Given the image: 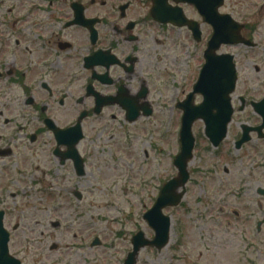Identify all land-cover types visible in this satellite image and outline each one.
<instances>
[{"label": "flooded vegetation", "instance_id": "obj_1", "mask_svg": "<svg viewBox=\"0 0 264 264\" xmlns=\"http://www.w3.org/2000/svg\"><path fill=\"white\" fill-rule=\"evenodd\" d=\"M158 1L0 0V213L10 235V253L17 249L25 254L33 245L11 235L21 227L32 233L38 226L37 221L28 226L24 200L38 198L37 213L60 218L50 223L58 233L66 232L64 218L75 210L76 199H84L76 187L90 185L88 168L95 141L111 123H135L145 118V109L154 111L150 95L157 76L164 73L157 57L169 52L163 38L148 36L149 29L158 32L156 27L163 26L151 19ZM168 4L181 7L186 18L199 24L201 38L209 34L193 5L174 0ZM256 15L264 20V0ZM256 21L247 20L241 31L251 45L231 47L237 89L240 85L243 91L233 96L235 107L243 105L234 116L246 113L236 139L242 125L253 128L263 122V114L254 107L264 102V54L253 55L261 40L255 36L264 23ZM166 27L183 29L191 38L187 27ZM240 47L248 49L242 55L247 69L239 66ZM185 90L170 94L168 102L176 106ZM131 107L138 113L133 122L127 121ZM262 134L264 129L251 132L264 147ZM260 155V150L255 151L253 157L259 161L230 182L229 194L222 192L202 202L206 210L213 209L202 217L203 223L213 222L207 229L212 230L213 243L232 250L231 264H264V155ZM32 191L34 195H27ZM51 199L56 202L47 209L45 203ZM90 237L91 232L86 236L83 230L81 242H52L46 257L54 251L58 254L47 264H93L91 258L99 264L100 253L91 257L87 253L103 242L95 247ZM32 261L43 264L41 257Z\"/></svg>", "mask_w": 264, "mask_h": 264}, {"label": "rangeland", "instance_id": "obj_2", "mask_svg": "<svg viewBox=\"0 0 264 264\" xmlns=\"http://www.w3.org/2000/svg\"><path fill=\"white\" fill-rule=\"evenodd\" d=\"M259 2L262 0H225L221 12L229 13L237 20L252 18L249 15L250 11ZM260 28L259 35L255 36L261 38L254 50L253 55L256 58H261L264 54V27ZM176 35L175 38H178V32ZM180 37L186 38L183 34ZM185 44L171 40L169 52L159 60V69L164 73L157 76L155 88L152 96L150 95V100L155 103L154 117L149 120L139 119L135 124L114 123L93 145L90 187H80L85 192L84 199L76 204L71 216L64 218L71 219L69 221L71 230L58 233L53 229L49 223L51 219L56 218L47 216L45 212L37 213L35 205L36 201L40 200L33 197L27 198L28 201L24 200L22 205L28 216L26 219L28 226H32L34 221L38 222V226H35V230L28 236L27 231L21 227L12 234L13 238L36 237L30 241L40 242L41 250H45L46 255H49L51 251H48V245L57 239L59 242L78 243L81 242L83 230L86 231V235L92 231L90 240L97 236L103 242V246L94 248L87 256L100 253L101 256L97 255L99 264H121V259L130 248L129 242L133 233L142 230L146 237L153 235V231L142 219V214L154 202L159 187L168 178L176 175L172 161L178 152L175 119L178 113L173 108L174 105L168 102V98L170 94L178 93L181 88L186 89L185 92L191 89L203 62L202 44L189 38ZM221 49L231 51L226 46ZM247 50L243 47L238 48L239 66L246 69L247 60L242 55H246ZM258 64L260 66V63ZM168 71L169 76H165V72ZM243 77L241 75V78ZM242 92L239 85L235 91L236 96ZM200 99L201 97H198L196 103H199ZM245 114H235L229 136L217 149H207L205 138L200 133L202 123L195 125L193 132L196 136V145L188 166L192 171V179L187 186V193L180 206L164 209V213L172 220L170 242L159 251L151 247L142 248L137 264H231V249L228 246L221 248L216 242L213 243V237L206 231V227L211 223L204 224L197 218L199 205L196 202L199 196L208 198L222 192L228 194L230 182L247 173L255 151L260 150V156L264 155V147L256 140L240 151L232 149L233 134L238 132V125L245 118ZM169 132L171 136L168 139ZM29 194L35 193L32 191L27 193ZM55 202V199L48 200L45 203L46 208H52ZM81 213L87 215L88 222L86 217L85 219L77 217ZM71 222H74L73 225ZM80 226L81 229H78ZM62 229L66 230L65 227ZM71 231L75 233V237ZM202 236L206 239L205 248L208 250H204L201 244ZM31 253H34L32 249L27 250L25 254L19 251L23 264H33ZM56 254L57 251H54L52 255L43 257V264L52 262V259L57 257Z\"/></svg>", "mask_w": 264, "mask_h": 264}, {"label": "water", "instance_id": "obj_3", "mask_svg": "<svg viewBox=\"0 0 264 264\" xmlns=\"http://www.w3.org/2000/svg\"><path fill=\"white\" fill-rule=\"evenodd\" d=\"M208 1L210 0H195L199 12L204 15L205 20L214 29L204 53L206 63L201 70L198 82L194 86V91L202 93L204 100L202 104L196 107L191 106L190 96L187 100L188 104L185 106L182 118L181 153L175 160L179 175L162 187L154 205L144 214V218L155 231L154 238L148 241L144 238L142 232L134 235L132 237L133 251L128 255L126 264L134 263L135 254L141 247L149 244L160 249L168 243L170 218L163 215L162 208L169 205H177L183 194V192L177 193L176 190L179 186H184L188 178L186 161L190 158L193 147L191 134V123L193 120L198 117L204 119L206 124L205 133L215 146L226 134V126L232 112L229 103V93L232 92L235 81L234 68L230 55L218 56L215 54L219 44L227 42L223 39V35L228 34V24L224 19L225 17L215 16L216 7L214 9L212 7L209 8ZM182 23V21H178L177 24L182 25ZM2 250H6L5 243Z\"/></svg>", "mask_w": 264, "mask_h": 264}]
</instances>
